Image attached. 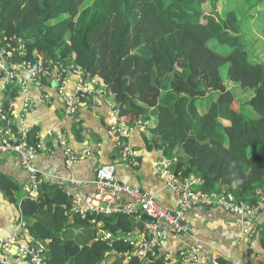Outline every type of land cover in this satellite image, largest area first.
<instances>
[{"label": "trees", "instance_id": "trees-1", "mask_svg": "<svg viewBox=\"0 0 264 264\" xmlns=\"http://www.w3.org/2000/svg\"><path fill=\"white\" fill-rule=\"evenodd\" d=\"M245 1L248 13L264 8V0ZM222 2L0 0V38L23 46L14 63L35 65L40 56L81 67L113 97L121 119L140 118L148 151L177 158L176 170L200 179L204 192L226 188L254 204L264 187V62L242 38L243 8L222 14ZM235 91L251 97L238 112ZM16 97L7 90L6 115ZM0 190L13 200L19 187L0 176ZM70 212L67 193L46 182L37 202H22L24 234L48 241L47 264H165L161 253L152 263L126 255L134 246L121 237L138 233L140 214ZM108 230L118 239H98ZM260 241L264 249V228Z\"/></svg>", "mask_w": 264, "mask_h": 264}, {"label": "crops", "instance_id": "crops-1", "mask_svg": "<svg viewBox=\"0 0 264 264\" xmlns=\"http://www.w3.org/2000/svg\"><path fill=\"white\" fill-rule=\"evenodd\" d=\"M63 77L55 73L46 86H32L26 94H18L15 100L9 102L11 122L15 129L25 128L41 136L56 129L67 134L75 151L90 152L72 170L67 167L66 157L61 150L39 156L35 165L43 173L46 183L66 190L74 210L79 194L84 197L95 191L93 181L96 169L100 165L113 164L122 184L154 196L167 209L177 210L179 196L153 171L152 164L163 154L147 150L144 142L145 125L140 118L130 115L121 119L118 111L114 110L113 97L108 98L102 87H97L100 92L83 98L76 115L68 116L65 111L67 94L60 96L57 90L58 80ZM76 87V77L70 76L66 90L68 93L74 92ZM6 93L4 73L0 72V108L6 104ZM26 100L31 102V108H25ZM123 125L129 129L128 137H123L120 132ZM132 151L136 152L137 158L124 156ZM0 176L19 187L13 200L0 190V235H4L16 231L21 220L24 222L21 205L27 198L26 187L30 178L14 156H0ZM183 223L188 226V233L179 238L166 239L160 252L163 256L176 259L181 250L203 244L213 257L230 255L242 264L263 262L264 249L260 239L255 240V248L252 249V241L244 233L240 219L222 208L194 207L186 212ZM159 225L166 231H172L166 223L161 222ZM258 225L264 228V211L259 216ZM19 263L12 261V264Z\"/></svg>", "mask_w": 264, "mask_h": 264}, {"label": "built area", "instance_id": "built-area-1", "mask_svg": "<svg viewBox=\"0 0 264 264\" xmlns=\"http://www.w3.org/2000/svg\"><path fill=\"white\" fill-rule=\"evenodd\" d=\"M11 40L6 36L0 38V72L7 74L5 78L6 89L18 94H26L32 86L42 88L54 75L65 76L58 80L57 90L60 96L66 95L65 111L68 116L78 113L83 98L94 95L101 90L100 83L79 66L45 64L33 65L27 61L13 62L15 53L20 57L25 56L23 46L14 48ZM12 68L13 72L9 71ZM77 79L74 92L66 90L68 78ZM25 108H31V102L26 100ZM11 113V114H10ZM9 114H5L3 106L0 108V156H14L18 158L21 166L28 172L30 183L26 187L27 198L37 202L40 197L42 184L46 182L43 173L36 167V159L44 154H53L61 150L66 157L67 167L72 170L78 162L90 154L89 150L82 153L75 151L69 143L67 134L56 129H51L41 136L35 133L31 138L30 130L15 129ZM9 123L11 125H9ZM14 127H13V126ZM123 137H128L129 129L123 125ZM137 158L136 152L125 153ZM178 159H169L162 155L152 164L156 175L165 180L166 185L174 190L180 198L179 208L170 210L162 206L154 196L140 189L122 184L116 176V166L113 164L100 165L95 172V191L83 197L79 194L73 213L85 218L87 214L110 215L124 213L128 216L146 214L170 226L172 231H166L159 224H146L141 233V241L130 242L134 246L128 257L136 256L141 261L152 263L160 255L163 242L169 238H179L188 233L189 228L184 225V216L194 207L222 208L236 215L243 227L244 233L251 239V248H255V240L260 238L259 216L264 211V187L255 192L256 203L239 200L226 188L221 191L204 192L200 189L202 181L195 176L185 177L176 170ZM66 192V190H64ZM67 193V192H66ZM69 196V194L67 193ZM127 199V201H125ZM26 224L21 220L16 231L0 235V264H47L49 259L48 241L34 242L24 234ZM131 236V235H129ZM107 235L105 239L109 238ZM27 239V243L24 240ZM165 264H242L230 255L223 257L211 256L203 244L187 247L179 253L176 259L164 257ZM261 264H264V259Z\"/></svg>", "mask_w": 264, "mask_h": 264}, {"label": "rangeland", "instance_id": "rangeland-1", "mask_svg": "<svg viewBox=\"0 0 264 264\" xmlns=\"http://www.w3.org/2000/svg\"><path fill=\"white\" fill-rule=\"evenodd\" d=\"M245 0H223L222 2V14L225 12L232 11L236 8H243L242 11V22H241V34L244 42L248 45V50L251 53V57L254 60H258L261 62H264V8L257 7L259 9L257 12L252 11L251 13H248L247 9L248 6L245 3ZM264 7V6H263ZM227 12V13H228ZM38 59L42 61V57L38 56ZM43 62V61H42ZM51 64V63H45ZM228 67L222 68V76L224 79H226ZM107 92V90H106ZM237 94V102L233 106V110L235 112H238L241 108L240 103H245L247 100H249L251 97L248 93H241L235 91ZM109 94V93H108ZM111 98L112 96H108V98ZM249 107H246V111H248ZM250 201V200H249ZM89 236V235H87ZM25 243H27V240H24ZM113 259H110L107 264H111Z\"/></svg>", "mask_w": 264, "mask_h": 264}, {"label": "water", "instance_id": "water-1", "mask_svg": "<svg viewBox=\"0 0 264 264\" xmlns=\"http://www.w3.org/2000/svg\"><path fill=\"white\" fill-rule=\"evenodd\" d=\"M10 72H13L12 68H9ZM7 77V74H4V78ZM46 198V204L50 203V199L45 195ZM141 225L139 227V231L138 233H136L135 235L132 236H122L121 239L122 240H127V242H138L141 241V233L143 232L146 224H159V221L155 218H152L146 214H142L141 216ZM94 229H96V227H94ZM107 235H109L110 237L108 238V241H113V240H117L118 237L116 235H114L111 231H106V232H99V236L98 239H104Z\"/></svg>", "mask_w": 264, "mask_h": 264}, {"label": "clouds", "instance_id": "clouds-1", "mask_svg": "<svg viewBox=\"0 0 264 264\" xmlns=\"http://www.w3.org/2000/svg\"><path fill=\"white\" fill-rule=\"evenodd\" d=\"M251 201V200H250ZM259 229L262 231L263 230V228L261 227V226H259ZM261 231H260V233H261ZM106 238V237H105ZM104 238V240H108V238L107 239H105ZM260 239V238H259Z\"/></svg>", "mask_w": 264, "mask_h": 264}]
</instances>
